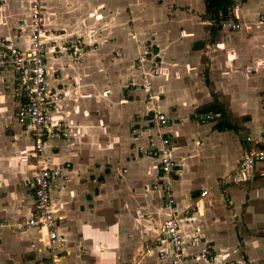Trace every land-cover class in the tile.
I'll return each instance as SVG.
<instances>
[{"label": "crops", "instance_id": "1", "mask_svg": "<svg viewBox=\"0 0 264 264\" xmlns=\"http://www.w3.org/2000/svg\"><path fill=\"white\" fill-rule=\"evenodd\" d=\"M32 1L0 0V41L28 47ZM41 1L59 33L46 50L47 86L62 93L49 118L68 133L42 154L60 172L50 190L58 264H171L173 244H154L171 214L187 264H264V162L230 178L245 139H264V0L236 3L240 29L214 34L204 0ZM76 40L79 57L66 50ZM22 86L1 74L0 264H45L43 234L26 225L35 198ZM216 103L222 114L202 112ZM154 110L169 119L160 133ZM223 120L235 128L218 130ZM159 134L171 143L168 175L146 154Z\"/></svg>", "mask_w": 264, "mask_h": 264}, {"label": "built area", "instance_id": "2", "mask_svg": "<svg viewBox=\"0 0 264 264\" xmlns=\"http://www.w3.org/2000/svg\"><path fill=\"white\" fill-rule=\"evenodd\" d=\"M45 6L41 0H34L30 4L29 23V43L26 49H20L9 40L0 41V78L4 71L13 72L22 83L24 104L17 112V121L26 127L33 141V151L31 158V172L33 174V189L35 198V213L26 225L36 228L43 234L42 241L49 254V259L45 264H58L57 239L58 224L54 217L50 203L51 183L60 176L58 170L51 169L44 161L42 154L46 143L49 140L59 141L67 137L68 133L65 124L59 120H51L49 115L54 105L61 100L62 93L54 91L47 86L46 80V50L48 41L56 36L53 31L45 27L44 22ZM257 23L264 27V13L257 18ZM222 30L236 32L240 29V24L232 20H222L218 23ZM135 39V36H132ZM82 44L80 41L68 43L66 50L73 56L79 57ZM144 57L138 58V64H142ZM145 90L150 92L151 84H145ZM151 122L158 132L163 131L169 124V119L163 113L152 111ZM214 116L210 114H200L199 121L211 120ZM158 145L150 141L151 148L146 154L159 162L160 171L168 175L175 166L171 157V143L164 134L158 135ZM242 160L236 165L230 175L231 179H238L242 173L254 164L264 162V139L263 135L257 139L247 137ZM224 183V182H222ZM222 185V184H221ZM166 188V187H165ZM166 190V189H165ZM206 192L202 193L205 194ZM166 208H170L174 203L170 193L166 192ZM180 216L171 214L157 229L154 244L161 240L168 239L173 244V255L171 264H187L188 259L184 255L181 246V236L179 234ZM4 225L0 223V229ZM147 249L146 253L150 254ZM209 264H238V263H216L213 257L208 259Z\"/></svg>", "mask_w": 264, "mask_h": 264}, {"label": "trees", "instance_id": "3", "mask_svg": "<svg viewBox=\"0 0 264 264\" xmlns=\"http://www.w3.org/2000/svg\"><path fill=\"white\" fill-rule=\"evenodd\" d=\"M245 0H204L206 10L204 17L212 22V26H210V34H214L215 31L221 30L218 23L222 20H235L232 16V8L238 2H244ZM202 112H213V113H223L222 106L219 103L211 104L206 106ZM216 128L218 130H232L235 127L230 125L226 120L220 121Z\"/></svg>", "mask_w": 264, "mask_h": 264}, {"label": "rangeland", "instance_id": "4", "mask_svg": "<svg viewBox=\"0 0 264 264\" xmlns=\"http://www.w3.org/2000/svg\"><path fill=\"white\" fill-rule=\"evenodd\" d=\"M43 4H44V2H43ZM44 6H45V4H44ZM44 12H45V10H44ZM47 29V28H46ZM57 36H58V32L57 31H53ZM77 41V40H76ZM74 41H72L71 43H73ZM69 45H70V43H69Z\"/></svg>", "mask_w": 264, "mask_h": 264}]
</instances>
